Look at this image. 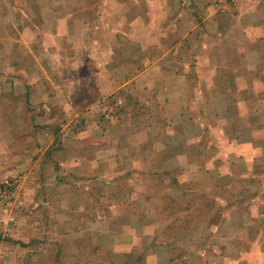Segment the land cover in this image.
<instances>
[{"label": "crops", "instance_id": "1", "mask_svg": "<svg viewBox=\"0 0 264 264\" xmlns=\"http://www.w3.org/2000/svg\"><path fill=\"white\" fill-rule=\"evenodd\" d=\"M205 3L0 0V179L31 201L11 264H127L153 203L209 182L211 259L264 264V0Z\"/></svg>", "mask_w": 264, "mask_h": 264}, {"label": "rangeland", "instance_id": "2", "mask_svg": "<svg viewBox=\"0 0 264 264\" xmlns=\"http://www.w3.org/2000/svg\"><path fill=\"white\" fill-rule=\"evenodd\" d=\"M187 2L190 12L194 16L192 18L193 22L200 24V11L206 7V0H187ZM175 37L172 35L169 39L173 40ZM188 41H191L189 42V47L195 46L196 43L191 37ZM1 104L3 106L4 101ZM16 175H18L19 179L22 178L21 174ZM221 190L222 188L212 189L211 182H209L208 187L205 185L203 187L200 186V194H194L190 197L177 196L171 200H162V202L155 201L156 203H153V207L158 206L162 209L158 214H155L161 226L158 232L159 236H156V240L152 245L134 249L127 264H149L146 260L147 255L159 251L163 252V259L161 261L156 259L154 264H167L169 255V258H176L177 261L174 264H217L220 262L219 259L215 261L211 259L213 252H215L213 249L214 243L207 240L205 238L206 235H201V233H207L208 235L209 230L200 229L199 223L212 215V207L216 205L217 198H219L218 194L221 193ZM30 203L31 201L29 200L28 205ZM222 213L217 218L212 219L217 226L226 222V219H224L225 214ZM13 237L15 235H12L11 239ZM216 246L219 248L225 246L220 248L219 252H228V255L235 253L232 245L228 243L222 245L219 242Z\"/></svg>", "mask_w": 264, "mask_h": 264}, {"label": "built area", "instance_id": "3", "mask_svg": "<svg viewBox=\"0 0 264 264\" xmlns=\"http://www.w3.org/2000/svg\"><path fill=\"white\" fill-rule=\"evenodd\" d=\"M27 204L28 197L18 177L7 175L0 179V264H11L9 240L19 226L17 210Z\"/></svg>", "mask_w": 264, "mask_h": 264}, {"label": "trees", "instance_id": "4", "mask_svg": "<svg viewBox=\"0 0 264 264\" xmlns=\"http://www.w3.org/2000/svg\"><path fill=\"white\" fill-rule=\"evenodd\" d=\"M187 1V0H186ZM187 4H188V2H187ZM188 7H189V5H188Z\"/></svg>", "mask_w": 264, "mask_h": 264}]
</instances>
